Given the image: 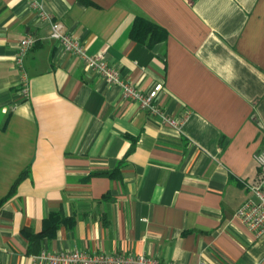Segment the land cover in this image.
I'll list each match as a JSON object with an SVG mask.
<instances>
[{"label": "crops", "instance_id": "1", "mask_svg": "<svg viewBox=\"0 0 264 264\" xmlns=\"http://www.w3.org/2000/svg\"><path fill=\"white\" fill-rule=\"evenodd\" d=\"M34 1L0 0V200L24 173L0 208V264L74 250L264 264V235L234 218L262 179L264 0ZM41 11L142 92L161 83L157 102L181 128L64 52ZM138 19L164 39L133 40ZM52 213L73 225L28 253L22 229L39 233Z\"/></svg>", "mask_w": 264, "mask_h": 264}, {"label": "built area", "instance_id": "2", "mask_svg": "<svg viewBox=\"0 0 264 264\" xmlns=\"http://www.w3.org/2000/svg\"><path fill=\"white\" fill-rule=\"evenodd\" d=\"M33 8H38L34 0H30ZM42 21L49 22L50 39L56 41L59 47L66 53L74 55L88 69L92 70L110 85H117L121 89L122 97L126 100L135 102L140 109L148 112L151 116L160 118L163 124L172 128L180 129L183 121L176 120L169 116L160 107L157 102L159 93L163 87L158 83L147 92H142L132 83L124 80L118 72L109 66L100 55H88L85 47L74 37H72L63 28L58 21H53L49 14L42 11L38 14ZM32 37H25L19 42V50L16 53V62L22 67L24 58L29 49L34 45ZM21 95L24 98L29 96L28 80L26 76L21 81ZM253 158L262 174V179L257 186H248V190L253 194L255 200L245 201L235 212L234 218L250 232L254 238H260L264 235V152H256ZM34 264H171L162 262L156 258L141 255H123V254H103V253H86L78 250L67 251L62 253H49L42 251L33 257Z\"/></svg>", "mask_w": 264, "mask_h": 264}, {"label": "trees", "instance_id": "3", "mask_svg": "<svg viewBox=\"0 0 264 264\" xmlns=\"http://www.w3.org/2000/svg\"><path fill=\"white\" fill-rule=\"evenodd\" d=\"M162 31L152 25L149 22L144 20H136L133 28L131 30L130 36L133 40L138 42H144L147 38L151 40L152 43L160 42L164 39V35H162ZM109 174V173H103ZM113 174V173H112ZM111 175V174H109ZM24 178V173H22L16 181L13 183L10 192L0 200V208L6 203L9 197L13 194L16 186L19 182ZM67 223L68 225H73L74 221L71 219H64L61 213H52L42 222V228L39 233H34L28 229H22V235L28 241V253H37L39 250L40 241L44 238H53L58 227L61 224Z\"/></svg>", "mask_w": 264, "mask_h": 264}]
</instances>
